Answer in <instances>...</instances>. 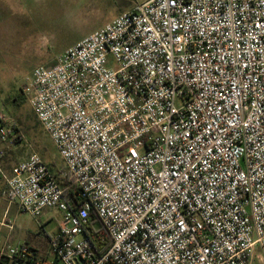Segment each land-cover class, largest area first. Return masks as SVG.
I'll use <instances>...</instances> for the list:
<instances>
[{
    "label": "built area",
    "instance_id": "obj_1",
    "mask_svg": "<svg viewBox=\"0 0 264 264\" xmlns=\"http://www.w3.org/2000/svg\"><path fill=\"white\" fill-rule=\"evenodd\" d=\"M23 93L73 181L37 153L6 171L1 145L22 136L0 111L6 199L62 214L47 257L0 246V262L264 264V0H147Z\"/></svg>",
    "mask_w": 264,
    "mask_h": 264
},
{
    "label": "rangeland",
    "instance_id": "obj_2",
    "mask_svg": "<svg viewBox=\"0 0 264 264\" xmlns=\"http://www.w3.org/2000/svg\"><path fill=\"white\" fill-rule=\"evenodd\" d=\"M146 1L0 0V111L16 123L22 136L1 145L6 171L37 153L53 174L64 177L65 165L28 100L17 105L14 98L23 93L37 67L53 65L65 50ZM61 220L57 210H47L35 219L0 200V246L44 243L58 232Z\"/></svg>",
    "mask_w": 264,
    "mask_h": 264
},
{
    "label": "trees",
    "instance_id": "obj_3",
    "mask_svg": "<svg viewBox=\"0 0 264 264\" xmlns=\"http://www.w3.org/2000/svg\"><path fill=\"white\" fill-rule=\"evenodd\" d=\"M25 100H27V98L24 93L14 98L15 104L17 105H21ZM55 176H57L58 181L63 187H67L73 181L70 174H66V176L64 177H61L59 174H55ZM72 187H77V186L73 185ZM74 190L76 191L77 189L71 188L70 190H68L67 195L70 197L73 196ZM97 223L98 222H97L96 217L93 216V227L91 226V236L94 238V240L98 244V251L102 253L110 246L111 240H110V237L106 234V232L102 229V227H99L98 230L94 229V224H97ZM0 264H8V262L7 260H2Z\"/></svg>",
    "mask_w": 264,
    "mask_h": 264
},
{
    "label": "crops",
    "instance_id": "obj_4",
    "mask_svg": "<svg viewBox=\"0 0 264 264\" xmlns=\"http://www.w3.org/2000/svg\"><path fill=\"white\" fill-rule=\"evenodd\" d=\"M3 187H0V200H4L8 203V200L6 199V195H5V192H6V185H5V182L0 179V186ZM14 206L17 207V205L14 204ZM9 221V220H8ZM49 238V236H48ZM43 243V241H38L36 242V244H33L32 242H29V241H26L25 244L29 245L30 247H32L35 251H37L39 254L41 255H44V257H47L48 256V239Z\"/></svg>",
    "mask_w": 264,
    "mask_h": 264
}]
</instances>
